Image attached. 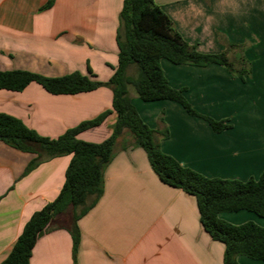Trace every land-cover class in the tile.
<instances>
[{
    "label": "crops",
    "instance_id": "crops-1",
    "mask_svg": "<svg viewBox=\"0 0 264 264\" xmlns=\"http://www.w3.org/2000/svg\"><path fill=\"white\" fill-rule=\"evenodd\" d=\"M48 1L0 0V70L63 76L75 71L89 75L90 67L98 80L107 82L119 62L116 36L124 0H54L43 9ZM154 2L202 53L223 52L227 43L245 45L243 53L228 56L237 62L244 58L250 73L242 81L220 65L161 60L169 84L183 89L197 112L229 121L232 127L222 132L174 101L145 102L131 90L133 105L151 128H168L161 150L183 166L208 178H259L264 172V0ZM112 102L108 87L76 95H52L35 83L21 92L0 90V113L52 139L111 110ZM116 119L113 112L78 137L103 142ZM36 157L0 142V262L30 217L58 196L72 155L27 173ZM64 217L38 239L30 264H223L225 245L204 230L196 198L164 184L140 147L123 150L116 144L104 171V193L78 221L76 256L68 229L71 216L68 221ZM219 217L235 225L252 221L264 227V220L245 210ZM238 262L264 264L246 256Z\"/></svg>",
    "mask_w": 264,
    "mask_h": 264
},
{
    "label": "trees",
    "instance_id": "trees-1",
    "mask_svg": "<svg viewBox=\"0 0 264 264\" xmlns=\"http://www.w3.org/2000/svg\"><path fill=\"white\" fill-rule=\"evenodd\" d=\"M53 3L54 0H49L43 9L52 7ZM119 20L116 36L119 62L107 82L98 80L90 67L89 75L75 71L61 77H47L27 70H0V90L21 92L35 83L52 95H76L100 87H108L113 92L111 110L83 121L54 139L40 135L14 116L0 113V142L37 155L30 162L27 173L48 160L72 155L60 193L30 217L12 250L0 264H30L38 239L54 229L51 226L54 220L69 213L71 221L68 229L76 256L80 242L78 221L102 197L104 171L113 160L116 144L125 135L131 137V142L122 146L123 150L130 147L144 149L153 171L164 184L196 198L204 230L213 240L225 245L223 264H239V256L264 261V227L254 222L235 225L219 217L221 213L245 210L264 218V172L259 178L241 181L208 178L183 166L161 150V140L169 137L168 128L148 126L130 96L133 88L145 102L174 101L188 114L206 120L214 131L230 129L232 125L228 120H216L197 112L185 97L184 90L169 84L161 60L197 67L216 64L245 81L250 73L248 62L241 57L239 63L235 61L236 65L228 55L231 50L243 53L246 46L227 43L228 50L225 52L202 53L182 37L154 0H124ZM219 40L222 41V38L219 37ZM113 112L117 119L109 138L93 143L78 137L82 132L102 125ZM160 122L164 123L163 113Z\"/></svg>",
    "mask_w": 264,
    "mask_h": 264
},
{
    "label": "rangeland",
    "instance_id": "rangeland-1",
    "mask_svg": "<svg viewBox=\"0 0 264 264\" xmlns=\"http://www.w3.org/2000/svg\"><path fill=\"white\" fill-rule=\"evenodd\" d=\"M228 50V46H226V50H224L223 52H225V51H227ZM221 53V52H220ZM229 53H233L232 52V50L229 52ZM237 53H240V52H235V54H237ZM241 54V53H240ZM231 59V58H230ZM232 60V62H234L236 65H237V62H235V60H233V59H231ZM44 71H45V69H44ZM46 71H48V72H52L51 70H46ZM53 73V72H52ZM41 75H44V74H42V73H40ZM44 76H47V77H61V76H48V75H44ZM64 76V75H63ZM132 90H133V88H131ZM206 116V115H205ZM159 120H160V118H159ZM123 138H124V140H123ZM123 138H120L119 139V141H118V146L119 147H122V146H124V145H126V144H129L130 142H131V140H130V136H128V135H125ZM123 140V141H122ZM70 216H71V214L69 213V214H67V216H65L64 217V219L66 220V221H68L69 219H70ZM255 216H256V218H259L260 220H264V218H262V217H259L258 215H256L255 214ZM239 221H243L242 219L241 220H239ZM248 222H252V221H248ZM244 223H246V222H244ZM255 223V222H254ZM243 224V223H242ZM257 224V223H256ZM259 225V224H258Z\"/></svg>",
    "mask_w": 264,
    "mask_h": 264
}]
</instances>
